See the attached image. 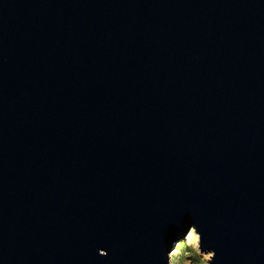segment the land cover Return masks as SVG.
<instances>
[{"label":"water","instance_id":"water-1","mask_svg":"<svg viewBox=\"0 0 264 264\" xmlns=\"http://www.w3.org/2000/svg\"><path fill=\"white\" fill-rule=\"evenodd\" d=\"M264 264V0H0V264Z\"/></svg>","mask_w":264,"mask_h":264},{"label":"rangeland","instance_id":"rangeland-1","mask_svg":"<svg viewBox=\"0 0 264 264\" xmlns=\"http://www.w3.org/2000/svg\"><path fill=\"white\" fill-rule=\"evenodd\" d=\"M171 264H209L210 253H203L199 249V234L193 229L185 239L179 241L170 255Z\"/></svg>","mask_w":264,"mask_h":264},{"label":"bare ground","instance_id":"bare-ground-1","mask_svg":"<svg viewBox=\"0 0 264 264\" xmlns=\"http://www.w3.org/2000/svg\"><path fill=\"white\" fill-rule=\"evenodd\" d=\"M173 255H174V254L171 255V261H172V262H173Z\"/></svg>","mask_w":264,"mask_h":264}]
</instances>
